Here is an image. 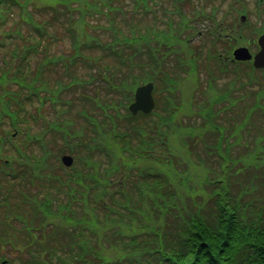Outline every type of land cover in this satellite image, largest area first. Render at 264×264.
Returning a JSON list of instances; mask_svg holds the SVG:
<instances>
[{
    "label": "trees",
    "instance_id": "1",
    "mask_svg": "<svg viewBox=\"0 0 264 264\" xmlns=\"http://www.w3.org/2000/svg\"><path fill=\"white\" fill-rule=\"evenodd\" d=\"M211 1L0 0V18L17 9L29 26L9 32L22 45L0 70V184H21L17 208L0 200V243L28 253L20 264H125L127 235L147 264H264V69L222 48L264 30V0ZM192 75L180 115L176 86ZM157 78V109L132 115L135 87ZM112 233L107 256L94 242Z\"/></svg>",
    "mask_w": 264,
    "mask_h": 264
},
{
    "label": "rangeland",
    "instance_id": "2",
    "mask_svg": "<svg viewBox=\"0 0 264 264\" xmlns=\"http://www.w3.org/2000/svg\"><path fill=\"white\" fill-rule=\"evenodd\" d=\"M216 1L222 3V8L223 9L228 8L230 3L232 2V0H216ZM211 2H212L211 0H203V3L206 4L207 8L210 7ZM245 4L247 6L255 5V0H245ZM252 18L254 19L253 20V25L255 27L262 26L264 28V20L262 21L261 20L262 18H259L257 15H254ZM20 20H21V14H20L19 10H17V9L11 10L9 15H8V17L5 20L0 18V41L1 42H5L4 44L0 45V70L3 68V64L5 63L4 56H8V55L11 56L12 55V51H13L14 47L16 46V44L17 45H19V44L22 45V41L20 40V37L13 38L12 35H9V32H11L14 27H21V29L25 33H27L29 31V26H27V24H24V23L20 24ZM200 25H202V23H200ZM254 33H255L254 28L252 26L251 27L249 26L248 34L249 35H253ZM256 34L257 33H255V35H254L255 37L258 35V34L257 35ZM209 35L212 36V34H207L205 36L204 35L201 36V35H197L196 33H194V36L192 38L191 43H193V45H199V46L205 45L208 48L209 46L207 45V43H208V40H209L208 39ZM52 40H54V39H52ZM69 45H70V43H69L68 39L55 41V42L52 41L49 48H50L51 51H55L56 53L57 52L60 53L61 51H67L69 49ZM251 46H252V50L253 51L257 50V46H255L254 44L253 45L251 44ZM206 47H205V49H207ZM223 47L224 48H229V47H231V45L228 47L227 44H226V45L222 46V48ZM41 54L42 53H39V55H41ZM10 56H8V57H10ZM208 72L209 71L205 70L204 68H202L200 70L199 77L202 80V88H207L206 87L208 85L207 84V79H208V75H209ZM183 75L187 76L186 72H183ZM224 80H226V78H223V77L220 78L218 84H221V86H222V84H224ZM159 81H160L159 78H157L156 82H159ZM196 83H197V77L195 75H192V76L182 80L180 82V84L176 86V89H178V92H179V95L181 97V101H182V104H183L182 112H181L180 115H182V113H184V112H186L188 110V105H189V102H190V99H191V95L193 93H195ZM161 87H163V85H161V82H160V88ZM199 91L201 93H203L201 89H198V91H196V92H199ZM77 109H78V106L76 105V110ZM74 112H75L74 114L76 116H79L78 115V111L74 110ZM185 118H187V117H185ZM76 119H77V122L80 121V119L78 117H76ZM175 144H178L180 146V144L178 142H176ZM241 149H243V148H241ZM179 152H180L179 149L178 150H174V153L176 155L184 157L185 154H186V153H183V155H182ZM176 159H177V157H176ZM7 184H8V182H7ZM0 185H2V186H0L1 187L0 188V200H4L5 198L8 197L9 199L12 200L11 206L17 208V206H16L17 201H18L17 197H19V195H18L17 192H14V191L16 189H18L21 186V184H16L14 186V188H16V189L15 190L12 189V191L9 192V193L6 191L8 189L3 186L4 184L1 183ZM27 189H29V191H31V192H37L38 187L37 186L36 187L29 186L25 190H27ZM20 211L24 213L23 210H20ZM4 213H6L5 209H4ZM28 216L29 215H27V218H28ZM16 223L18 224V222H16ZM9 228L12 229V227H10V226H9ZM122 228H124L125 230L122 229ZM114 230L116 232L115 231H113V232L118 234V236L121 233H130L131 232L130 229H127V228H125L123 226H118V225L114 226ZM22 237L25 238V235L22 236ZM148 238L151 239L146 234L143 237L142 236H138L137 242L140 243V244H144L146 242L143 243V241L144 240H149ZM121 241L122 240H120L119 237H116V240L114 241L113 240V233H112L110 235V237L106 236L101 241H99V240L95 241L94 245L96 246L97 249H101V250L104 249L107 256L108 255H115V251L119 250L118 249V245L120 244ZM124 241H125V244H123V245L125 247L123 248L124 249L123 254L119 253L120 254L119 256L123 258L122 261L124 263L132 264V262L133 263H137L139 260L141 262L145 263V264L148 263V260L146 259V257L143 256V255L138 254L137 251L134 252V255L131 254L134 251L133 247L136 245L135 244L136 242L132 241L131 236L127 235L126 236V240H124ZM0 249H1L2 252L5 251L4 252L5 253V257L7 259L8 258H13L15 260V261L11 262V264H20L21 263V261L18 260L20 254H22V256L25 259L29 258L28 253L25 254V253H21V252H19L17 250H14L12 248L9 249L8 247H4L3 242L0 243ZM0 262H1V259H0Z\"/></svg>",
    "mask_w": 264,
    "mask_h": 264
},
{
    "label": "water",
    "instance_id": "3",
    "mask_svg": "<svg viewBox=\"0 0 264 264\" xmlns=\"http://www.w3.org/2000/svg\"><path fill=\"white\" fill-rule=\"evenodd\" d=\"M246 16L243 15V19ZM258 44L260 46L256 53H252L248 46H239L234 49L233 55L237 60H250L253 59V63L256 67H264V33L258 37ZM155 84L152 81H148L139 85L134 93V100L129 105V109L133 114H137L139 111L145 113H151L156 107V99L154 96ZM66 165L70 166L74 162V157L70 154H65L62 157Z\"/></svg>",
    "mask_w": 264,
    "mask_h": 264
}]
</instances>
